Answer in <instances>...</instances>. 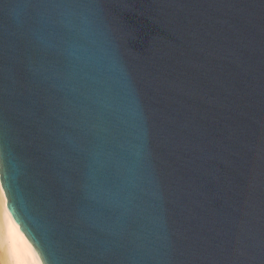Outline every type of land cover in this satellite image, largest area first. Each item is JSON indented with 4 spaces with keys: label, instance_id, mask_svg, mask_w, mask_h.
<instances>
[{
    "label": "water",
    "instance_id": "1",
    "mask_svg": "<svg viewBox=\"0 0 264 264\" xmlns=\"http://www.w3.org/2000/svg\"><path fill=\"white\" fill-rule=\"evenodd\" d=\"M0 185L42 264H264V0H0Z\"/></svg>",
    "mask_w": 264,
    "mask_h": 264
},
{
    "label": "bare ground",
    "instance_id": "2",
    "mask_svg": "<svg viewBox=\"0 0 264 264\" xmlns=\"http://www.w3.org/2000/svg\"><path fill=\"white\" fill-rule=\"evenodd\" d=\"M6 205L0 185V264H42L34 247L14 223Z\"/></svg>",
    "mask_w": 264,
    "mask_h": 264
}]
</instances>
